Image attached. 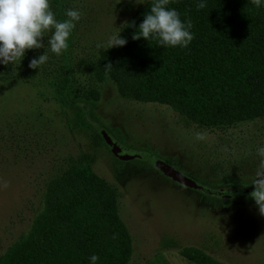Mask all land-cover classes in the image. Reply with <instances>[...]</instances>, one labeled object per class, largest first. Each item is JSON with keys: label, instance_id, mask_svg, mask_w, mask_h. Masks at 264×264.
<instances>
[{"label": "rangeland", "instance_id": "rangeland-1", "mask_svg": "<svg viewBox=\"0 0 264 264\" xmlns=\"http://www.w3.org/2000/svg\"><path fill=\"white\" fill-rule=\"evenodd\" d=\"M144 1L68 0L69 10L82 13L71 47L77 86L97 96L94 105L82 106L90 129L72 126L70 111L49 89L0 82V254L29 229L51 177L69 159L89 153L94 172L117 189L119 214L133 239L128 264H194L179 254L185 246L226 264H264V216L249 196L264 118L203 129L167 105L123 98L112 80L92 77L89 63ZM93 125L108 128L125 153L97 141ZM138 152L170 163L211 195L177 184L141 158L125 157Z\"/></svg>", "mask_w": 264, "mask_h": 264}, {"label": "trees", "instance_id": "trees-1", "mask_svg": "<svg viewBox=\"0 0 264 264\" xmlns=\"http://www.w3.org/2000/svg\"><path fill=\"white\" fill-rule=\"evenodd\" d=\"M201 2L206 7L198 10ZM49 3L58 21L68 19V0ZM153 3L145 0L125 22L120 31L124 46L105 48L89 63L92 77L112 80L123 98L167 105L203 129L225 130L264 118V0L259 8L251 0H170L169 10L175 9L185 24L192 21L194 39L187 47L132 38ZM52 31L41 38L43 48L27 50L21 61L0 63V82L29 81L49 89L70 111L72 126L90 129L82 106L94 105L97 96L77 86L71 55L75 31L59 56L48 46ZM44 53L48 61L29 68ZM100 131L120 142L108 128H97L94 138L108 148ZM94 162L93 155L83 153L51 177L42 208L29 229L0 254V264H91L92 255L99 257L96 264L130 262L133 239L119 214L117 189L94 172ZM163 244L173 246L168 239ZM178 252L194 264H226L198 247Z\"/></svg>", "mask_w": 264, "mask_h": 264}, {"label": "clouds", "instance_id": "clouds-1", "mask_svg": "<svg viewBox=\"0 0 264 264\" xmlns=\"http://www.w3.org/2000/svg\"><path fill=\"white\" fill-rule=\"evenodd\" d=\"M251 3L259 8L262 0H251ZM169 4L170 0H154L150 12L139 25V34L135 32L132 38L139 40L143 37L147 41L150 38L155 39L160 46L187 47L194 39L190 32L193 27L192 21L189 19L186 24L182 22L180 14L175 9L167 8ZM205 7L206 4L203 2L197 5L198 10ZM66 16L68 19L58 21L51 10L49 0H0V63L8 65L17 60L21 61L27 50L43 48L41 38L53 29L48 46L52 53L61 55L68 49V39L82 13L67 10ZM126 43L127 40L121 38L119 32L108 39L107 49L121 47ZM48 59V55L44 53L38 59H32L28 66L31 69H39ZM105 68L110 70L112 65L107 64ZM196 139L204 140L205 135L196 133ZM256 153L260 159L255 178L251 181L254 190L249 196L258 206L259 214L264 216V146L258 147ZM7 186V182H4L3 187ZM98 259L97 255H92L91 264H96Z\"/></svg>", "mask_w": 264, "mask_h": 264}, {"label": "water", "instance_id": "water-1", "mask_svg": "<svg viewBox=\"0 0 264 264\" xmlns=\"http://www.w3.org/2000/svg\"><path fill=\"white\" fill-rule=\"evenodd\" d=\"M105 143L109 146L110 150L117 155H122L126 151V146L123 145L119 141H115L112 137L107 133H102ZM126 158H141L151 164L152 166L156 167L163 175L171 179L172 181L176 182L177 184L183 185L185 187L196 189L200 191H205L211 194V190L206 189L204 185L200 184L199 182L195 181L194 179L184 175L181 171L173 167L170 163L163 161L160 158L153 157L147 155L143 152H138L135 154H126Z\"/></svg>", "mask_w": 264, "mask_h": 264}]
</instances>
